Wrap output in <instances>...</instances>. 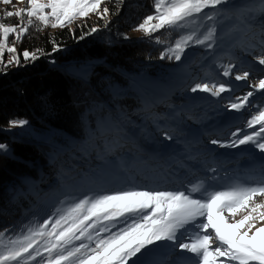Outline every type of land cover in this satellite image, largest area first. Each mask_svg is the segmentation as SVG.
Instances as JSON below:
<instances>
[{
	"label": "snow or ice",
	"instance_id": "6c2138e0",
	"mask_svg": "<svg viewBox=\"0 0 264 264\" xmlns=\"http://www.w3.org/2000/svg\"><path fill=\"white\" fill-rule=\"evenodd\" d=\"M108 2L27 0L26 7L4 10L0 17V71L13 64L21 66V55L25 61L39 58L36 52L28 50L17 53L15 47V42L21 41L30 28L36 31L49 26L63 28L90 13L97 15L107 27ZM123 2L117 0V14ZM0 3L12 6L13 0H0ZM227 3L228 0H153V14L145 16L133 30L152 37L161 29L175 32L191 29L180 34L161 55V59L180 61L192 45L213 47L216 24L210 25L203 34L199 29L204 21H216L218 17L231 19L232 15L222 7ZM234 15L242 23L245 18L255 20L256 15L264 16V0H258V7L239 9ZM11 17H16L18 23L3 22ZM96 31L97 27L93 26L89 34ZM10 34L14 35L11 44ZM155 41L165 43L159 37ZM259 43L264 48V40ZM5 51L11 54L7 62L3 60ZM37 52L43 54L42 49ZM255 60L264 65V52L255 56ZM221 67L224 77L249 80V70L233 73L236 65L232 63ZM249 86L255 91L264 90V78ZM197 90L219 97L232 88L216 81L196 83L191 91ZM253 95L254 91H248L242 97H235L228 107L240 111L251 104L249 98ZM27 124L23 119L9 121L10 128ZM246 127L254 131L233 140L229 146L251 143L264 152V107L251 114ZM164 135L172 139L168 133ZM211 143L220 142L212 140ZM7 148L0 143V151ZM60 204L51 217L42 221L34 219L18 232L0 230V264H129L143 249L162 241L172 242L175 248L191 254L192 258L182 259L181 264H264V226L257 227V223L264 222V175L258 180L237 179L222 189H213L204 180L176 190L133 186Z\"/></svg>",
	"mask_w": 264,
	"mask_h": 264
},
{
	"label": "rangeland",
	"instance_id": "374dc122",
	"mask_svg": "<svg viewBox=\"0 0 264 264\" xmlns=\"http://www.w3.org/2000/svg\"><path fill=\"white\" fill-rule=\"evenodd\" d=\"M129 1L124 0L117 14L115 6L117 0H115L113 5L115 8L113 7L108 14L110 22L107 27L104 26L105 22L94 13H90L88 17L79 18L68 26H73L75 22L87 23L89 21L97 27L98 31L95 33L108 32L113 22L120 20L119 14L125 15L123 12ZM131 1L144 2V0ZM26 6L27 0H21L18 4L16 0H13L12 6L0 3V17L3 16L5 9L14 11L16 7ZM222 7L228 14L232 15V18L218 17L216 21H204V30H199L200 34H203L210 25L216 24V41L213 47L192 45L185 50L180 61L173 60L170 68L158 69L154 75L144 72L134 79L132 84L134 92L146 94L149 97L167 88L170 89L165 93L168 95L166 99H163V101L156 100L152 103L150 101L144 107V110L162 111L163 114L157 117L151 116L149 119L145 117L141 121L130 122L131 126L121 128V131L114 129L102 133L99 135L101 138L95 140L89 150L80 149L75 155L66 156V150H57L66 160H60V163L66 166L61 167V173H56V167L52 171L60 178L59 181L52 182L54 179L43 178L38 184L31 186L34 191L30 194V198L36 200L37 204L31 209L33 211L27 214L23 222L14 225L10 229L11 231L18 232L24 224L34 219L42 221L51 217L55 209L61 206V201L71 202L83 198L85 195L98 194L102 182L101 178L116 163L129 168L132 173L136 168H142L143 166L147 171L144 175L145 178L149 179L153 176L154 181L158 182L164 176H178L184 170L187 171V169H184L186 163H191L192 167H195L200 159V156L196 153L213 152L214 154H220L223 150L231 147L229 145L233 140L242 137L245 133L251 134L254 131V129L246 127V120L251 118V114L257 108L264 107V105H254L253 100L257 91L249 85L264 78V71L251 70L254 64L258 63L255 56L264 52V48L259 43L264 39V25H262L264 24V16L256 15L255 20L245 18V22L242 23L234 15L239 9L258 7V0H228V3ZM153 12L154 9L152 8L149 14H153ZM49 28L56 30L60 27L52 28L49 26ZM186 33L187 31H183L182 34ZM123 34V37H128L126 40H138L148 37L142 31L132 29L124 30ZM109 37H111L110 33ZM249 45H256V47L250 48ZM4 58V61L7 62L11 59V55L5 51ZM168 60L170 62L171 59ZM229 63L236 65L233 73L249 70V80L247 82L236 81L234 76L224 77L221 66H226ZM92 66L93 63L91 62L80 64L69 61L61 62V67L66 73L85 82L90 78ZM216 81L230 85L232 91L221 93L219 97H214L210 93L199 90L196 92L191 91L196 83ZM126 91L128 89L121 90L120 95L122 98L126 97ZM248 91H254V95L249 98L251 104L247 106V109L244 108L245 114L238 120V113L243 109L240 111L232 110L228 105L235 97H242ZM96 104L97 107L93 111L95 118L102 113L98 103ZM100 105L102 108H108V103H103V105L100 103ZM166 105L170 107L169 111H164ZM136 124H138V127ZM126 125L129 124L126 123ZM221 128L223 129L220 130ZM258 128L259 126H256V129ZM7 131H17L16 136H33L40 141L48 142L51 146H60L55 138L34 131L29 123L23 127H12ZM165 133L171 135L172 139H166ZM234 133L236 135H233ZM111 138H114V140ZM212 140H217L220 143L212 144ZM3 152L9 153L10 151L7 149ZM68 163L73 168L68 166ZM42 175L44 176V174ZM198 176L195 175V177ZM188 180L191 181L192 178ZM185 181L183 185L168 190L185 189L190 186L191 183H188L187 177ZM35 191H37L36 194ZM240 218L241 215H238L237 219ZM120 226L122 225H118V227ZM261 226H264V222L257 223V227ZM116 230L113 229V231ZM159 244L160 242H157V244L143 249L141 253L137 254V257L129 261V264H133V262L140 264L150 251ZM171 251L173 254L169 258L170 263L185 259V256L177 248L173 247Z\"/></svg>",
	"mask_w": 264,
	"mask_h": 264
},
{
	"label": "trees",
	"instance_id": "16d2710c",
	"mask_svg": "<svg viewBox=\"0 0 264 264\" xmlns=\"http://www.w3.org/2000/svg\"><path fill=\"white\" fill-rule=\"evenodd\" d=\"M114 3L115 0L107 3L110 10ZM152 8L153 0H130L125 15L120 13V20L113 22L108 32L89 34L92 23L75 22L56 30L30 28L21 41L15 42L17 53L28 50L39 58L25 61L21 55V66L13 64L0 71V143L10 151H0V230L19 225L33 211L37 204L30 198L33 184L43 178L59 181L52 171L56 167V173H61V167L66 166L60 163L65 157L57 150H66V156L75 155L80 149L89 150L102 133L121 131L131 126L130 122L163 114L144 107L150 101L166 99L169 88L149 97L134 92L132 84L144 72L154 75L158 69L170 68L174 59H161L162 53L173 39L191 29H161L152 37L126 40L123 31L133 30ZM3 22L16 24L18 20L12 17ZM199 30H204L203 26ZM155 37L165 43H157ZM12 42L14 35L10 34L9 43ZM37 49H42L43 54ZM62 61L93 63L88 81L66 73ZM122 89H128L124 98L120 95ZM96 103L102 112L97 118L93 116ZM100 103H108V108H102ZM169 108L166 105L164 111ZM13 119L27 120L34 131L55 138L60 146H51L33 136H16L17 131L8 132ZM67 165L73 168L70 163Z\"/></svg>",
	"mask_w": 264,
	"mask_h": 264
},
{
	"label": "bare ground",
	"instance_id": "6f19581e",
	"mask_svg": "<svg viewBox=\"0 0 264 264\" xmlns=\"http://www.w3.org/2000/svg\"><path fill=\"white\" fill-rule=\"evenodd\" d=\"M254 30L256 31L257 29ZM255 35H257V33H255ZM251 70H256L257 72L264 71V65L255 63ZM254 98L253 102L255 106L264 105V90L257 91ZM247 106L248 105L245 107L246 109ZM244 114L245 112L243 109L238 113V120L243 117ZM222 129L223 128L220 130ZM206 154L208 155V153ZM196 155L204 160L198 161V165L190 169L189 172L184 171V173L180 175V178L183 179V181L186 180V177L187 180L192 178V180L188 182L191 184L198 180H204L211 188L222 189L230 185L234 180H247L249 177L258 180L264 175V152H261L251 143L230 147L223 150L220 154H213V157L203 156L201 153ZM213 169H215V171H212ZM197 170H200L201 172L198 173ZM197 174H202L203 176L195 177ZM134 175L139 177L138 173L133 174L130 172L129 168L124 167L119 163L114 164L110 171L101 178L102 182L100 183L99 193L136 186L137 180L135 179L134 183L132 181V176ZM213 177H215V179H213ZM140 179L142 181L140 182V187L158 188L161 185L155 182L147 183V178L141 177ZM169 179L171 178H168L167 180ZM173 247L174 245L172 242H160V244L154 247L140 264H181L182 259L174 261V263H170L169 261L170 256L173 254L171 251ZM178 251L185 256V259L192 258L191 254L185 250L178 249Z\"/></svg>",
	"mask_w": 264,
	"mask_h": 264
}]
</instances>
